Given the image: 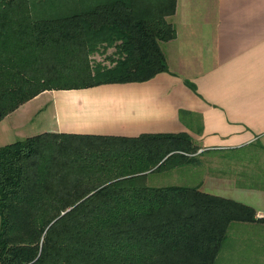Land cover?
<instances>
[{"label": "trees", "instance_id": "16d2710c", "mask_svg": "<svg viewBox=\"0 0 264 264\" xmlns=\"http://www.w3.org/2000/svg\"><path fill=\"white\" fill-rule=\"evenodd\" d=\"M175 2L0 0V121L47 90L167 71L160 44L175 37ZM109 48L111 65L93 66ZM196 147L185 134L53 132L0 146V264H221L244 237L250 250L264 225L251 206L147 183L195 162L185 152Z\"/></svg>", "mask_w": 264, "mask_h": 264}, {"label": "crops", "instance_id": "0c3cea01", "mask_svg": "<svg viewBox=\"0 0 264 264\" xmlns=\"http://www.w3.org/2000/svg\"><path fill=\"white\" fill-rule=\"evenodd\" d=\"M175 1L166 17L175 37L160 44L167 71L143 82L41 93L0 121V146L46 132L185 134L200 150L233 153L222 158L227 171H204L198 160L173 168L185 172L186 185L264 218V169L249 166L254 159L244 152L264 146V0ZM251 234V249L241 238L234 257L224 253L221 264H264V225L252 226Z\"/></svg>", "mask_w": 264, "mask_h": 264}, {"label": "rangeland", "instance_id": "374dc122", "mask_svg": "<svg viewBox=\"0 0 264 264\" xmlns=\"http://www.w3.org/2000/svg\"><path fill=\"white\" fill-rule=\"evenodd\" d=\"M114 52L113 48H109L107 50H102L99 53H94L91 57V64L93 66H96L97 64H102L105 66H109L111 65L110 61L107 59L108 56H110L112 53ZM48 92H52L53 90H47ZM47 91H44L45 93ZM43 92V93H44ZM46 93L45 97L48 98L49 93ZM45 121L49 120V117H46L45 115ZM53 120V117L52 119ZM35 124L36 126H38L39 122L36 119L35 120ZM94 141V140H92ZM96 142L97 145L100 144H104L106 141H94ZM87 144V143H86ZM246 154L245 156L248 158H253L254 160L250 163L249 166H260V168L264 169V146L261 145V143H254L250 146L245 147V151ZM185 157H193L196 158L199 162H202L201 164H198L197 167L199 168H203L204 171H207L208 168H211L213 171L215 170V172H222L223 169L226 170V166L221 165V163L224 164V159L227 156H231L233 153H226V152H209V151H205V150H200L198 147H196L195 151L191 152H185ZM175 169V168H174ZM171 170V171H165V172H158L155 174H150L147 178V183H149L150 185H154V186H160L161 185H186V179L185 177H183L185 175V172H178L176 170ZM227 171V170H226ZM224 171V172H226Z\"/></svg>", "mask_w": 264, "mask_h": 264}]
</instances>
